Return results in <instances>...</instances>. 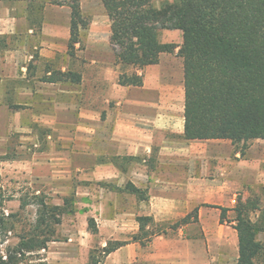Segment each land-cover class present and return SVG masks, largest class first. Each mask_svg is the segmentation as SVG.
Returning <instances> with one entry per match:
<instances>
[{
    "label": "crops",
    "instance_id": "0c3cea01",
    "mask_svg": "<svg viewBox=\"0 0 264 264\" xmlns=\"http://www.w3.org/2000/svg\"><path fill=\"white\" fill-rule=\"evenodd\" d=\"M53 11L59 16L52 14ZM42 16L41 23L32 24L28 1L0 0V156L7 154L14 137L19 138L14 147L40 144L41 148L34 151L23 167L32 168V159L35 160L37 154L45 167L41 183L54 181L58 186L62 176L71 179L72 171H79L80 179L112 185L113 188L104 189V193L96 197L110 201L111 204L104 207H133L131 214L137 215V205L143 206L141 198L137 203L136 194L120 188L130 182L145 191L153 173L149 165L157 166L166 160L190 162L199 156L205 162L210 159L218 164L233 159L228 166L234 178L232 189L245 187L247 193L248 189L256 188L259 194L264 192V139L251 140L241 154L229 139L183 138V71L178 96V83L169 78L165 80L158 72L163 53L157 63L137 70L142 77L140 85H120L109 43V25L103 35L95 33L91 25L87 34H83L86 45L83 43L81 48L75 43L74 55L66 54L68 63L59 60L61 67L53 68L57 56L64 58L68 49L70 7L65 11L43 9ZM33 36L38 43L35 57L31 54ZM75 59L82 60L86 71L73 70L70 62ZM58 70L77 72L79 81L63 80L53 73ZM51 76L54 79L48 78ZM33 128L43 129L39 139ZM64 146L70 148L69 152L61 149ZM18 159L26 161L15 156L0 160V175L4 174L2 166H9L10 173L17 176L14 168L22 165ZM65 164L67 168H63ZM24 173L28 175V171L21 174ZM153 189L154 186L148 189L150 194ZM263 197L256 199L264 204ZM149 203V213L154 212V216L165 219L176 213L177 203L168 197L158 200L151 195ZM224 205L204 203L198 208V219L202 221L209 207L215 208L219 217V206ZM181 215L184 217L187 213ZM251 217L255 219L256 214ZM232 230L230 244L235 249L237 264L238 238L233 225ZM165 233L154 235L149 241L156 242ZM198 234L191 241L201 256L204 240L201 233ZM261 235L259 239L264 246V230ZM156 252L161 254L157 249L152 256L157 255ZM141 253L137 245L136 261L140 260ZM194 263L206 264L201 258Z\"/></svg>",
    "mask_w": 264,
    "mask_h": 264
},
{
    "label": "trees",
    "instance_id": "16d2710c",
    "mask_svg": "<svg viewBox=\"0 0 264 264\" xmlns=\"http://www.w3.org/2000/svg\"><path fill=\"white\" fill-rule=\"evenodd\" d=\"M100 1L109 20V43L120 85H140L142 77L137 70L157 63L162 53L173 52L178 46L183 71L184 139H229L241 154L251 140L264 139V0ZM69 7L68 52L72 56L75 43L83 47L89 20L82 14L78 0ZM162 29L180 30L181 44L161 41ZM53 73L63 80L75 82L80 78L70 70ZM4 158L7 155L0 156V160ZM120 190L145 198L144 191L130 182ZM73 196L63 197L62 205L38 198L29 235L16 248L7 250L5 257L0 252V264H17L18 254L45 248L61 216L69 212ZM26 204L21 201L20 207ZM219 208V221L224 222L228 208ZM253 213L255 219L251 217ZM136 219L139 233L148 235V241L166 232V228L144 231L151 216L139 215ZM188 219L186 215L169 228L176 229ZM229 221L234 222L237 232V264H264L258 262L263 245L256 239V232L264 230V204L259 205L257 199L237 204ZM89 224H94L93 218ZM121 245L119 241H109L99 255L90 253L89 264L101 262Z\"/></svg>",
    "mask_w": 264,
    "mask_h": 264
},
{
    "label": "rangeland",
    "instance_id": "374dc122",
    "mask_svg": "<svg viewBox=\"0 0 264 264\" xmlns=\"http://www.w3.org/2000/svg\"><path fill=\"white\" fill-rule=\"evenodd\" d=\"M26 1H28L31 9L32 24L36 25L41 23L43 9L69 10V4L73 0ZM78 2L82 14L89 20L88 27L94 26L95 33L103 35L105 33L104 29L109 25V20L101 1L78 0ZM58 13L63 15V12ZM52 14L57 15V12L54 13L53 11ZM36 36L32 38L31 54L34 57L38 52ZM160 40L180 45L182 40L181 31L162 29ZM83 43L86 45V38ZM177 49L178 46L173 52L161 55L158 72L165 80L169 78L174 83H178L177 92L179 96L182 59L177 54ZM68 51L67 49L64 58L57 56L56 61L52 64L53 68L61 67L62 63L59 60L68 63L66 62ZM71 61L73 62H69L73 70L86 71L83 62H81L82 60L75 59ZM41 63L44 64V62ZM32 130L37 132V139L42 136L40 131H43V129L33 128ZM18 139V137L11 139V145L8 144L10 149L6 155L8 157L26 158V161L18 159L21 160L22 165L19 168H14V171L18 173L17 176L10 173L12 168H9V166H2L4 174L0 175L1 254L5 257L7 250L16 248L20 241L29 235L28 233L31 231L36 219V200L38 198H43L47 203L62 205L63 197L71 194H74V196L68 206L69 212L61 216V223L56 226L55 233L51 237L52 240L47 243L45 248L18 254L17 264H89L90 253L99 255L101 248L109 241H119L123 247L119 246L103 259L101 258V262L97 264H195L194 261L200 258L206 264H236L235 249L230 244L234 222L229 220L233 216V208L237 204L246 203L248 200L260 199L261 195H264V192L259 194L256 188L248 189L247 193L245 187L243 189H232L234 178L231 176L228 166L231 165L233 159L218 164L210 159L205 162V159L199 156L193 157L190 162H167L166 160L165 162H159L157 166L155 164L149 165V170L152 169L153 173H151L152 177L147 182V187L150 189L151 186H154V192L150 194V190L145 189V198H141L143 206L139 207L137 205L136 207L138 215L135 212L131 214L133 212L130 209H135L133 207L130 209L104 207L107 203L111 204L110 201L103 198L100 200L96 197L102 195L104 189L113 187L104 184V182H88L82 178L80 179L79 171L73 170L71 179L62 176L60 178L61 184L58 186L54 181L51 184L46 181L41 183L40 179L44 176L45 167L41 163L42 159L37 154L34 155L35 160L32 159V168L23 167L34 151L41 148V145L28 144L24 148L20 145L14 147L18 144ZM61 149L69 152L70 148L64 146ZM67 167V164L63 166V168ZM25 171H28V175L21 174ZM55 188L60 189L56 191ZM151 195L154 196V199L160 200L168 197V200L175 201L177 203V206L174 207L176 213L172 217H164L165 219L160 215L154 216V212L149 213L151 210V204L149 203ZM203 195H206L207 198ZM233 197H235L236 202L231 201ZM21 201H26L27 204L20 207ZM137 203H140V198ZM204 203L215 205L224 203V206L228 208L225 221L219 222L217 210L212 209V207L208 208L207 215L200 221L198 219V208L204 206ZM258 203L263 205L261 200H258ZM194 208L197 209L196 212ZM183 212L184 214L187 213L190 223L187 225L182 224L176 229L169 228L183 217L181 215ZM139 215H150L152 217V221L147 223L144 231L149 232L152 229L156 231L157 229L166 228V233L161 235L163 238L154 242L155 237H152L153 239L148 241V235L145 236L143 232L139 233V224L135 221V218ZM90 218H93V225L89 224ZM199 232L204 240L201 256L196 253V246L191 241L194 239L193 237L199 235ZM262 232H256L258 241H260L259 238L263 237ZM138 233L139 238L135 239L134 236ZM127 243L129 245L126 246ZM137 245H139V250L142 252L138 261L134 259ZM157 249L161 251V254L156 252L157 255L152 256L153 251ZM258 262L264 263V246L258 257Z\"/></svg>",
    "mask_w": 264,
    "mask_h": 264
},
{
    "label": "built area",
    "instance_id": "2783aa9c",
    "mask_svg": "<svg viewBox=\"0 0 264 264\" xmlns=\"http://www.w3.org/2000/svg\"><path fill=\"white\" fill-rule=\"evenodd\" d=\"M232 202H236V199H232Z\"/></svg>",
    "mask_w": 264,
    "mask_h": 264
}]
</instances>
